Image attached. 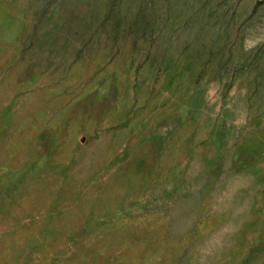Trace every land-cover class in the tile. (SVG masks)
Segmentation results:
<instances>
[{
  "label": "rangeland",
  "instance_id": "obj_1",
  "mask_svg": "<svg viewBox=\"0 0 264 264\" xmlns=\"http://www.w3.org/2000/svg\"><path fill=\"white\" fill-rule=\"evenodd\" d=\"M0 264H264V0H0Z\"/></svg>",
  "mask_w": 264,
  "mask_h": 264
}]
</instances>
